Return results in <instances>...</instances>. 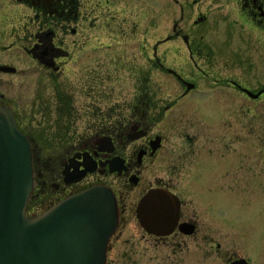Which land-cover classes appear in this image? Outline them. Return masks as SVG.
Returning <instances> with one entry per match:
<instances>
[{
    "label": "flooded vegetation",
    "instance_id": "1",
    "mask_svg": "<svg viewBox=\"0 0 264 264\" xmlns=\"http://www.w3.org/2000/svg\"><path fill=\"white\" fill-rule=\"evenodd\" d=\"M152 1L147 18L141 0H0V86L12 79L0 106L9 108L31 152L25 213L107 187L118 225L105 264H132V256H109L112 243L139 200L163 188L180 201L177 224L166 235L139 224L142 235L173 248L194 239L197 256L153 258L155 264H264V235L246 251L235 241L236 226L199 225L184 199L194 187L217 184L222 200L221 188H235L241 169L252 170L249 184L264 183V135L258 145L256 128V105L264 101V0ZM102 27L108 68H92ZM199 106L210 112L199 114ZM175 137L184 139L181 161ZM198 153L210 157L201 165L202 181L192 170Z\"/></svg>",
    "mask_w": 264,
    "mask_h": 264
},
{
    "label": "water",
    "instance_id": "2",
    "mask_svg": "<svg viewBox=\"0 0 264 264\" xmlns=\"http://www.w3.org/2000/svg\"><path fill=\"white\" fill-rule=\"evenodd\" d=\"M32 189L28 141L11 111L0 107V264H105L118 225L112 191L94 186L30 217L25 207ZM179 211L178 197L163 188L149 190L135 210L139 224L154 235L170 233Z\"/></svg>",
    "mask_w": 264,
    "mask_h": 264
},
{
    "label": "rangeland",
    "instance_id": "3",
    "mask_svg": "<svg viewBox=\"0 0 264 264\" xmlns=\"http://www.w3.org/2000/svg\"><path fill=\"white\" fill-rule=\"evenodd\" d=\"M141 6L144 8L146 12V17H151L153 14L154 3L152 0H141ZM140 4V3H139ZM105 8V6H104ZM105 12L107 14L108 9L105 8ZM103 29L97 30L96 33V50L94 55V63L92 64V68H108V32L107 29L102 27ZM232 29H235L232 27ZM217 30H221L218 28ZM150 42V41H149ZM215 54V53H214ZM213 54V55H214ZM124 60L132 61L135 60L132 56H123ZM139 62H142V58L137 57ZM167 63L174 64V60L172 56L166 57ZM213 63L217 65L218 55L213 56ZM131 64V63H130ZM70 68H77L75 63L69 64ZM163 80V79H162ZM3 85L0 86V92L6 93L9 95L12 91V79L8 76L4 77L2 80ZM11 85V86H10ZM164 85H162V88ZM169 88V87H168ZM203 96V95H201ZM207 96H211L207 94ZM180 108H184V106H180ZM242 108H245L242 106ZM176 112H185L184 110L176 109ZM203 115L210 111L206 108L200 109L198 113H202ZM257 119H256V128H257V138L258 145H262L263 137L261 138L259 135L264 133H260L261 129H264V101L260 102L256 105ZM198 114V116H199ZM205 114V115H206ZM209 117V116H208ZM186 115L181 117V121L184 123ZM178 130H176V134L182 130L180 127L181 122H178ZM197 132L201 133L202 128L196 127ZM182 133V132H181ZM185 133V132H183ZM184 139H180L175 137L173 141L176 143L177 156L178 161L183 160V154L185 152L184 148ZM260 143V144H259ZM181 144V146H180ZM215 155V154H214ZM197 157V158H196ZM209 154H196L195 159L192 162L193 166V176L200 181L203 180L204 175H207L203 169L202 164L206 162ZM210 158V157H209ZM187 159H189L187 157ZM186 159V160H187ZM185 160V162H186ZM258 166L260 164H257ZM258 169H255L257 171ZM252 170L249 169H241L240 170V179L235 188L231 186H227L225 184L221 189L224 191V198L219 200L217 198L218 187L219 185L214 184L210 185L209 188L205 187V189L199 190L197 187H194V190L185 193L184 199L185 203H190L189 209L193 208L197 213V219L199 225H217L223 223L225 225H234L236 226L237 233L235 236V241L240 245L244 250L249 251L250 246L254 241H258L259 237L264 235V229L255 228L262 227L264 225V183L256 181L257 184H249L248 178L249 174ZM211 175V174H210ZM180 177L182 181L185 182L188 178V175L185 174V170L180 173ZM231 188V190H229ZM212 194V196H211ZM125 226L120 228V232L118 233L116 239L113 243V250L110 252V257L118 256H132L136 259L137 263L132 264H155L156 260L153 258L159 257H194L197 256L195 252L197 249L194 248V239H188V244L186 248H173L171 246L165 245L163 243L157 242L155 239L151 237L143 236V230L139 225L135 213H133L126 222ZM251 230L254 231L250 232ZM253 233V234H252ZM252 234V235H251ZM118 253V254H117ZM215 256V254H212ZM108 264H115L112 261H109ZM122 264V263H118Z\"/></svg>",
    "mask_w": 264,
    "mask_h": 264
}]
</instances>
